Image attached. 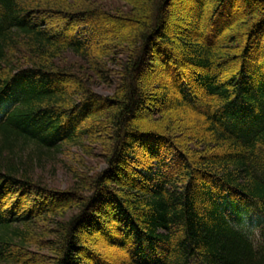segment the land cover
<instances>
[{
    "label": "trees",
    "instance_id": "1",
    "mask_svg": "<svg viewBox=\"0 0 264 264\" xmlns=\"http://www.w3.org/2000/svg\"><path fill=\"white\" fill-rule=\"evenodd\" d=\"M0 113V264H264V0H0Z\"/></svg>",
    "mask_w": 264,
    "mask_h": 264
},
{
    "label": "rangeland",
    "instance_id": "2",
    "mask_svg": "<svg viewBox=\"0 0 264 264\" xmlns=\"http://www.w3.org/2000/svg\"><path fill=\"white\" fill-rule=\"evenodd\" d=\"M183 10V11H182ZM175 13H176V20H179V22H183L185 23V21L188 22V17L186 15H183L182 12H184V8L183 7H176L174 9ZM169 15H170V9H169ZM179 13V14H178ZM181 17V18H180ZM173 18V15H172ZM171 19V18H170ZM48 26L50 29L58 32L61 28H62V24L64 23L61 20L55 19V18H49L48 19ZM184 26V25H183ZM183 26H179L177 31H183ZM179 34L177 33L176 36H178ZM159 68V67H158ZM161 75L160 73L156 70V69H152V71L150 72V75L146 76V81H152V80H156L158 78H160ZM95 92L99 95H109L110 91L106 90V89H102L100 86L95 88ZM1 117V114H0ZM76 155V156H74ZM78 155V156H77ZM62 161L64 162V164H66V166L73 168V169H77L76 164L78 163L81 159V154L75 150V149H65L63 151V157H62ZM85 168L87 169L88 172H99L102 169L105 168V165L102 162H98L99 159L96 160L95 156L92 158H85ZM49 166L46 168V170H44V172L40 169L37 174L40 178V180L46 185L49 186L50 188H54L56 187V189H60V190H65L68 188V185L70 183L69 181V174L66 170H60L59 168H56L52 171L49 170ZM108 231V230H107ZM109 232V231H108ZM106 235H100L99 233L94 235V236H90L88 241L85 243V245L89 246L91 245V243H93L94 246L96 247H101L102 250L107 251L106 249L108 248L107 246V242L108 240H110L111 238V234L110 232ZM87 239V236H86Z\"/></svg>",
    "mask_w": 264,
    "mask_h": 264
}]
</instances>
